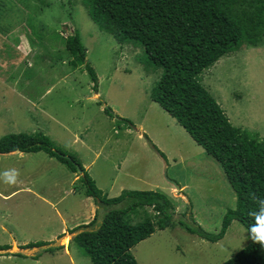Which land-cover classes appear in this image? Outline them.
I'll return each mask as SVG.
<instances>
[{"label":"rangeland","instance_id":"1","mask_svg":"<svg viewBox=\"0 0 264 264\" xmlns=\"http://www.w3.org/2000/svg\"><path fill=\"white\" fill-rule=\"evenodd\" d=\"M83 1L0 0V138L41 132L76 156L107 196L123 189L161 191L182 222L192 214L204 230L218 231L235 205L222 166L150 99L162 71L144 68L142 48L100 30ZM75 30L97 91L84 67L73 69L67 60L64 38ZM200 82L234 126L264 138V36L258 45L222 56ZM13 169L19 172L16 183L0 175V247L9 246L0 249V264H92L71 240L72 229L86 218L78 172L44 151L0 153V174ZM143 216L140 209L132 222ZM38 241L62 248H21ZM250 241L237 221L217 242L176 224L156 229L131 253L138 264H222ZM22 251L26 257L13 255Z\"/></svg>","mask_w":264,"mask_h":264},{"label":"trees","instance_id":"2","mask_svg":"<svg viewBox=\"0 0 264 264\" xmlns=\"http://www.w3.org/2000/svg\"><path fill=\"white\" fill-rule=\"evenodd\" d=\"M83 2L100 30L115 36L119 43L142 48L144 68L162 71L150 90V99L176 118L191 138L222 166L235 193L234 207L224 213L219 230L209 232L194 220L192 214L190 220L185 217L182 222L181 215L176 216L174 204L163 192L123 189L119 195L108 197L76 156L55 147L41 132L2 136L0 153L44 151L71 172H78L77 180L83 186L84 195L92 198L96 210L90 222L72 229L71 232L81 231L71 240L78 243L92 264H138L131 248L156 229L176 224L210 242L222 239L233 221L239 222L250 235L249 229L255 224V217L250 213L258 214V200L264 199V138L257 132L234 126L200 82V74L222 56L238 51L243 45L255 46L262 42L264 0ZM81 42L77 30L64 38L67 60L73 69L84 67L97 91V76L86 63ZM104 112L113 116L109 107H105ZM121 120L126 126H133L129 119ZM144 137L162 156L150 139ZM140 209L144 216L133 223L132 217L138 216ZM46 244L49 243L38 241L21 248ZM60 248L62 246L49 247L43 252ZM13 255L26 257L22 253ZM222 264H264V246L251 239Z\"/></svg>","mask_w":264,"mask_h":264},{"label":"clouds","instance_id":"3","mask_svg":"<svg viewBox=\"0 0 264 264\" xmlns=\"http://www.w3.org/2000/svg\"><path fill=\"white\" fill-rule=\"evenodd\" d=\"M0 175L3 176V178L5 179L6 183H10L11 184V183H16V178L18 177L19 172L17 170L13 169V170H8V171H6V172H4V173H2ZM258 205H259V208H260L259 213L258 214L256 212H251L250 213V215L255 217V224L250 227L249 233H250V238L254 242L259 243L262 246H264V199H259L258 200ZM80 231L81 230H77V231H75V233H78ZM49 247H56V246H48L45 249H47Z\"/></svg>","mask_w":264,"mask_h":264},{"label":"crops","instance_id":"4","mask_svg":"<svg viewBox=\"0 0 264 264\" xmlns=\"http://www.w3.org/2000/svg\"><path fill=\"white\" fill-rule=\"evenodd\" d=\"M75 177H77V175L75 176ZM161 192V191H160ZM83 194V193H82ZM106 195H107V193H106ZM85 198H84V200L82 199L81 200V202L83 203V204H86V211H85V213L84 214H82V217H83V215H84V217H86L85 218V221L84 222H82L80 225H82V224H87L88 222H90L92 219H93V217H94V214H95V210H96V206H95V204H94V202L92 201V198L91 197H89V196H86V195H83ZM109 197V196H108ZM77 226H79V225H77ZM76 227V226H75ZM64 238H66V237H64ZM68 244H69V241H67L66 243H65V252H67V249H66V246H68ZM48 245V244H47ZM46 247H44L43 249H45ZM18 252V251H17ZM15 253V252H14ZM22 254H24V253H22ZM25 255V254H24Z\"/></svg>","mask_w":264,"mask_h":264},{"label":"water","instance_id":"5","mask_svg":"<svg viewBox=\"0 0 264 264\" xmlns=\"http://www.w3.org/2000/svg\"><path fill=\"white\" fill-rule=\"evenodd\" d=\"M176 188H178V186L176 185L175 186ZM77 233H75L73 236H75ZM48 246H50V245H48ZM48 246H46V247H48ZM17 252V251H16ZM14 253V252H13ZM22 253H24V254H27V253H25L24 251H22Z\"/></svg>","mask_w":264,"mask_h":264}]
</instances>
